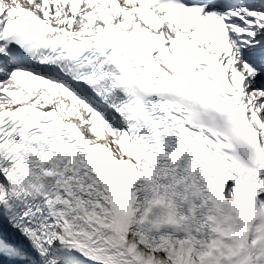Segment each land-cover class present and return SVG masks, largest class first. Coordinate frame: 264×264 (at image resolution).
Here are the masks:
<instances>
[{
    "label": "snow or ice",
    "instance_id": "obj_1",
    "mask_svg": "<svg viewBox=\"0 0 264 264\" xmlns=\"http://www.w3.org/2000/svg\"><path fill=\"white\" fill-rule=\"evenodd\" d=\"M0 264H264V0H0Z\"/></svg>",
    "mask_w": 264,
    "mask_h": 264
}]
</instances>
